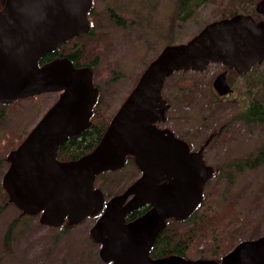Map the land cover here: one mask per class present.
I'll list each match as a JSON object with an SVG mask.
<instances>
[{
  "label": "water",
  "instance_id": "95a60500",
  "mask_svg": "<svg viewBox=\"0 0 264 264\" xmlns=\"http://www.w3.org/2000/svg\"><path fill=\"white\" fill-rule=\"evenodd\" d=\"M91 0H3L0 10V103L43 93L58 99L7 156L2 178L9 202L27 216L40 215L52 228L75 227L103 211L92 228L99 256L110 264H264V236L237 245L219 262L178 256L151 259L158 233L170 218L184 220L201 200L212 172L185 142L157 123L168 106L161 97L165 80L175 72H202L210 63L246 72L264 62V22L249 15L206 25L184 44L166 46L147 66L133 91L113 116L99 144L78 160L60 162L58 148L91 125L98 89L89 68L76 69L67 58L39 66L53 52L89 32ZM255 11L264 16V0ZM227 95L224 75L213 84ZM133 157L141 176L122 194L105 203L94 188L96 177L124 167ZM146 214L125 224L131 212Z\"/></svg>",
  "mask_w": 264,
  "mask_h": 264
},
{
  "label": "rangeland",
  "instance_id": "374dc122",
  "mask_svg": "<svg viewBox=\"0 0 264 264\" xmlns=\"http://www.w3.org/2000/svg\"><path fill=\"white\" fill-rule=\"evenodd\" d=\"M121 1L123 5L120 7L124 15L122 14L119 21L117 15L116 17L109 15V22L101 29L97 28L91 39L80 41L88 45L85 64H94L96 83L100 89L98 107L109 118L115 115L129 90L135 87L136 80L166 45L167 35L164 38L163 33H168L169 25L173 30L175 44L187 43L206 25L221 16L218 15L217 9L224 4L219 0H209L197 9L190 19L185 22H174L175 0H119ZM113 4L108 0H96L94 9L96 12L106 11ZM119 24L124 26L121 27ZM218 73L219 70L216 69L214 77ZM194 76L196 77L192 78V82L189 81L185 85L192 87H185L184 98L175 99L174 112L171 110L167 113L168 119L172 122L168 121L163 127L193 142L196 148L205 140L203 135H209L211 130H218L215 124L228 121L245 107V92H250L249 96L252 95L253 102L256 98L264 101V63L255 66L248 78L237 79L235 75L230 76L234 91L228 98L231 101L229 104L221 102L216 93L209 89V76L206 74ZM57 98L58 94L43 93L7 106L4 109L5 118L0 123V145L6 143L8 145L10 141H15L17 148ZM199 126L203 127L199 129ZM249 129L248 134L243 133L245 137L247 136V142L244 138V144L248 147H244L241 152L264 143V127L251 125ZM204 130L206 132H203ZM3 155L4 150L0 147V157ZM221 158L218 152L214 156L212 153L207 154V162L211 165L226 161ZM137 177L138 171L133 164H129L126 169L115 172L113 176L105 174L97 180L95 186L103 191L105 197H112L131 183L129 178L135 180ZM224 187H226L224 181H221L220 190ZM235 195L237 197L235 209L245 214L247 220L237 222L240 224L238 230L243 227V223L246 226L243 232L236 233L235 240L245 239L247 231L255 228L256 224L259 225V234H264V165L251 171H244L237 178L236 184L225 193L226 200H232ZM1 205L3 200L0 195ZM29 217L22 216L20 211L12 206L6 207L0 215V264H103L98 258V251H95L97 247L91 246L88 237V232L93 226L91 220L61 236L60 234L66 231L65 227L45 228L40 225V215ZM226 231L231 232V228L227 227ZM243 235L246 237H242ZM225 237L227 239L225 242L230 244L226 249L230 250L234 247L233 239L228 235ZM203 238L205 239L201 240L199 247L207 244L212 248L209 239ZM220 242L218 238L217 243ZM210 253L215 255L216 252ZM222 253H218L220 260L223 257Z\"/></svg>",
  "mask_w": 264,
  "mask_h": 264
},
{
  "label": "flooded vegetation",
  "instance_id": "af4514ba",
  "mask_svg": "<svg viewBox=\"0 0 264 264\" xmlns=\"http://www.w3.org/2000/svg\"><path fill=\"white\" fill-rule=\"evenodd\" d=\"M95 1L96 0H91V6H90L89 11L87 13V18L89 21V32L92 31L93 33L96 32L97 28L101 29V27L105 26L109 22V15H111L113 17H116V15H117L118 16L117 19L119 21V18H122V14H123L122 7H120L123 5V1L119 2V0H108V1L113 2L114 4H113V6H109L106 11H102V12H96L95 11V9H94ZM256 14L258 15V17L253 18V19L256 22H264V16L258 14L257 12H256ZM118 21H116V22L118 23ZM113 25H116V24H113ZM119 26H121V25L119 24ZM106 42H108V38L106 39ZM166 46L167 45H165L164 48ZM263 63H261V64H263ZM258 65H260V64H257L255 66H258ZM255 66L250 67L249 70L246 72H241V71H238L236 69H229L228 67L223 66L222 64H219V63H210L209 65L206 66L205 70L202 72H196V71H191V70L186 71L184 73L175 72L165 80L163 87L161 89V97L165 101L166 105L168 106V110L165 113V121L157 123L156 127L160 130L170 131L176 138L185 142L188 146L189 154L200 156L201 160H203L205 165L211 169L212 176L204 184L203 189H202V193H201V200H200L199 204L197 205L196 209L194 210V212L195 211L197 212V209L199 210L201 208L202 203H204L206 200H208V202H210L214 206L212 209V212H215V216L211 217L210 215L206 216L205 214H203L201 216V214H200V215H197V217H192V216H195L193 214L194 213L193 212L192 213L193 215L191 214L192 216L190 215L184 220H175L174 218L167 219L165 221L164 228L158 233V235L155 239V242H154L153 248H152V252L150 254L151 259L163 258V257H157L156 258L152 254L153 251H155V250L159 249L160 251H165L167 249L165 246V244L167 242H163L162 241L163 238H167V239L171 238L170 233L173 234L175 231H177V233H176L177 235L187 234L189 232V227L191 225L196 226L195 222L192 221L193 218H195V220L198 224H202L203 227H206V223H205L206 221H213V227H210L209 231H208L211 234V237H210L211 242L210 243L213 245V247L209 248L207 244H203L198 248V250L227 251L224 255H222L223 257L226 254H228L229 252L233 251V249L237 245H239L240 243L245 242V241H254V240H257V239L261 238L262 236H264V234H259V232H258V226L259 225L256 224L255 228H253L251 231H247V234H246L247 237H246V235L242 236V237H246L245 239L235 240L236 238L234 236H236V233L240 234L239 232H243L244 227L246 226L243 223V227L238 230L240 224L238 225L237 222L238 221L244 222L247 220H246L245 214H241L235 209V203L237 200L236 195H235V198H233L230 201H227L226 200L227 197L225 196V193L228 192V189L230 187L232 188V186L236 184L237 178L240 177L244 173V171L247 172V171L253 170V167L249 166L247 162H245L244 165L242 164L241 167H239L237 163H240V161H247V160L249 161L250 158L254 159L255 153H257L258 150H260L261 148L263 149V147H264V143H261L257 147H252L251 149H246L245 151L241 152L244 149V147L245 148L248 147L247 145L244 144V138L246 139V142H247V136L245 137L243 133L248 134L250 132L249 126L258 125V126L264 127V124L255 122L254 119L250 118L249 112L252 111V109L254 107L252 95L249 96L250 92L244 93V98L246 99L245 107L240 109L239 112H237L235 115H233L228 121L215 124V126L218 127V130L217 131L211 130L210 132L207 131V132H209V135H203L205 140L200 142V146L198 148L195 147L193 142H189L188 140H186V138L176 134L175 132H172L168 128L163 127L164 124H166V123L168 124V121L172 122L170 119H168L169 116H167V113L171 110H172V112H174V110H175L174 109L175 108V99L180 100L181 98H184L185 87L186 88L192 87V86L191 87L185 86L187 84V81H183L182 84H178V82L176 81L177 79H179V78H182L184 80L189 79L192 82V78L196 77L194 75L206 74L207 77L209 76V78H208L209 89H211L213 92L216 93V95L218 96V99L221 102H224L225 104H229V103H231V101L228 100V98L230 96H232L233 91H234V89L231 86L230 76L235 75L237 77V79L244 78V77L248 78L249 73L252 72V69ZM216 69L219 70L220 74L218 73V75L216 77H214L213 73ZM91 72H92V82L94 85H97L96 73L93 71H91ZM221 74L224 75L226 86L229 89V93L227 95L218 94V92L215 90V88L213 86L214 81ZM213 77H214V79L211 82V79ZM210 86H211V88H210ZM133 89H134V87H133ZM133 89L129 90V93L127 94V96L124 97V100L122 101L123 103L127 99V97L131 94ZM55 94H58V93H55ZM58 96H59V94H58ZM99 96H100V91L98 89L97 102L99 101V99H98ZM187 97H188V95L185 96V98H187ZM249 98H250V100H249ZM248 100H249V102H248ZM256 100H258V99L256 98ZM256 100H254V101H256ZM261 101H263V100L261 99ZM262 106H264V104ZM120 107H119V109H120ZM117 111H116V113H117ZM202 127L203 126H199L198 128L201 129ZM235 127H239V128L236 130H232ZM84 131H82L76 139H78ZM203 132H206V131L204 130ZM73 140H75V139H73ZM216 152H218V156L222 157L221 160H226V161L221 162V163L216 164V165L208 164L207 154L212 153V155L214 156ZM89 153H87V154H89ZM87 154H84V155H87ZM84 155L80 156L79 158L83 157ZM79 158H77V160ZM69 161H74V160H69ZM69 161H61V162H69ZM229 161H231V162L237 161V163L231 168V175L233 177L231 181H228V179L224 176L225 175L224 173L222 176H220V170H221L220 166H222L224 164L226 165V163ZM262 165H264V164H262ZM123 169H124V167L122 169L114 171V172H119ZM105 173H109V172H105ZM105 173H102V174H105ZM102 174H100L96 177V179L94 181V188L100 190L104 196L103 191L95 186V183L97 182L98 178ZM127 174H129V173H127ZM140 176H141V172H140V170H138V177L135 180L134 179L130 180V178H129V181H131V183L127 184L124 187L125 189L123 188L124 189L123 191L121 190L120 192H118L119 194L117 193L116 195H114L112 197H105L104 196L105 203L117 195H122L129 188V186H131ZM126 179H128V178H126ZM115 181H113V183H115ZM221 181H224V186H226L223 188V190H220V188H219ZM142 209L144 210L143 213L141 215L133 218V219L127 218V216H128L127 215L124 219L125 224H129V223L133 222L134 220L140 218L144 214H146L148 212V210L150 209V207L144 206L143 208L135 210V211H139V210L141 211ZM102 213H103V211L100 212L95 217H87L82 224L75 226V227H80L83 224H85L86 222H88L89 220H91L93 222V226H92V228H93L96 221L99 219V217L101 216ZM32 217H35V216H32ZM29 218H31V217H29ZM40 225L42 227H45V228H49V229L52 228V227L44 226L42 224H40ZM249 225H251V224H249ZM63 227H65V230L67 232L65 231L63 234L61 233L60 234L61 236L67 235V233L70 229L75 228V227H69L67 225V222H64L60 227L52 228V229H59V228L61 229ZM227 227L231 228V232L226 231ZM92 228L88 232V237L90 238L91 246L97 247V250H95V251H98V253H97L98 258L103 264H110V263H105L101 260V258L99 256L100 245L92 237ZM222 234H224V235H222ZM243 234H245V233H243ZM225 235H228L230 238L233 239L234 247L231 248L230 250L226 249V247L230 246V244H229V242H225V241H227ZM218 238H220V240H221L220 244L217 243ZM181 242H182L181 240L178 241V243H181ZM183 243L184 242H182V244Z\"/></svg>",
  "mask_w": 264,
  "mask_h": 264
},
{
  "label": "trees",
  "instance_id": "16d2710c",
  "mask_svg": "<svg viewBox=\"0 0 264 264\" xmlns=\"http://www.w3.org/2000/svg\"><path fill=\"white\" fill-rule=\"evenodd\" d=\"M261 0H219V2L224 3L220 8L217 9L218 15H221L216 21L222 20V19H229L233 17L234 15H249L253 18H257L258 15L255 11H253L256 4ZM209 2V0H175V8H174V14H173V20L174 22H185L186 20L190 19L192 15L196 12L197 9H199L201 6ZM3 7V0H0V10ZM253 11L250 13V11ZM255 10V9H254ZM124 25H121L123 27ZM173 30L170 29L169 25V31L168 33H163V37L166 36V45H174L175 42L173 41ZM94 36V33L88 32L86 34L79 35L78 37L68 41L66 44L62 45L60 48L53 52L46 53L42 56V58L39 60L38 65L43 66L44 64L51 62L53 60L67 57L74 68L80 69V68H89L91 71H94V64H85V53L88 50V45L86 42H80L81 40L87 41L91 39ZM184 73V72H181ZM139 79V78H138ZM138 79L136 80L138 82ZM178 84H182L183 81L189 82V79H182L179 78L176 80ZM93 86L97 89L99 87L97 85ZM100 91V89H99ZM99 99V98H98ZM20 101V100H19ZM99 101L96 102V104L92 108V115L90 117L91 125L90 127L85 130L81 136L78 139L70 140L61 145L58 148L57 151V160L61 161H69V160H77L80 156L87 154L94 150V148L99 144L101 138L103 137L105 131L107 130L112 118L107 117L103 114V110L100 111L99 109ZM264 104L261 100L254 101L253 109L249 112L250 118L254 119L255 122L264 124ZM9 105H3L0 103V123L3 122L5 118L6 111L4 110ZM261 106V107H260ZM10 140V139H8ZM0 147L4 150V155L0 157V195L3 200V205L0 206V215L4 211V209L8 206L15 207L13 204L9 202L8 196L6 192L3 189L2 185V178L5 174V172L8 169V162H7V156L9 153L16 149V143L15 141L6 144H1ZM260 151V152H259ZM227 162L226 165H222L220 170V176L225 174L224 176L228 179V181L232 180L231 175V168L237 163L232 161ZM247 162L249 166H252L253 168L261 166L264 164V147L258 150L257 153L254 155V159H249V161H240V163H237L239 167L241 165ZM233 163V164H232ZM133 164V166L138 171V167L135 164V161L132 157H128L126 159L124 169L127 168V165ZM108 175L113 176L115 172H109L105 173ZM105 174H102L98 179H100ZM213 205L206 200L204 203H202L201 208L197 212L193 213L197 217V215L201 216L205 214L206 216L210 215L211 217L215 216V212H212ZM16 208V207H15ZM17 209V208H16ZM143 209L140 211H134L131 214L127 216L129 219H133L143 213ZM20 214L25 217H29L25 214H23L20 211ZM32 217V216H30ZM196 224V226L191 225L189 227V232L187 234L183 235H177V231H175L173 234L170 233L169 239L163 238V242H167L165 244L166 250L160 251L155 250L153 251L154 257H169V256H178L181 258H184L186 260H212L215 262H219V255L218 253L223 252L224 255L227 251H216L213 250L215 253L211 254L210 251L207 250H198L199 244L201 243L202 239H205L203 237H207L209 239V242H211L210 237L211 234L208 232L210 227H213V221H206V227H203L202 224H198L193 218V220ZM68 230V229H67ZM67 232V231H66ZM184 242L182 244L178 243V241ZM206 241V240H205ZM209 242H207L209 244ZM193 245V246H192ZM187 247V248H186ZM218 250V249H217Z\"/></svg>",
  "mask_w": 264,
  "mask_h": 264
}]
</instances>
